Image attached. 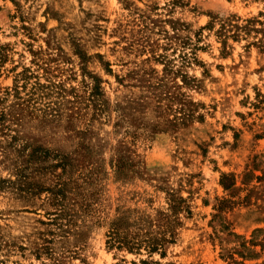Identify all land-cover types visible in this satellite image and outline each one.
<instances>
[{
    "label": "rangeland",
    "instance_id": "1",
    "mask_svg": "<svg viewBox=\"0 0 264 264\" xmlns=\"http://www.w3.org/2000/svg\"><path fill=\"white\" fill-rule=\"evenodd\" d=\"M1 109L0 264H264V0H0Z\"/></svg>",
    "mask_w": 264,
    "mask_h": 264
},
{
    "label": "trees",
    "instance_id": "2",
    "mask_svg": "<svg viewBox=\"0 0 264 264\" xmlns=\"http://www.w3.org/2000/svg\"><path fill=\"white\" fill-rule=\"evenodd\" d=\"M226 25H229V26H232V27H235L236 29H239L240 27H238V25H234L232 24V20H231V17L230 18H226V19H222L220 20V27H221V30L222 29H225V26ZM247 26H244V27H241L240 29L242 30H246ZM33 74L30 73V70L29 69H23L21 72L17 73L16 74V78H15V84H14V87L12 89H9L6 91V94H5V97L9 96L10 94L11 95H14L15 98H17L19 100L20 97L19 94H20V91L21 90H26L27 89V85H30V95L29 97H32L35 95V91L40 87V83L38 81H35V82H31V78H33ZM21 84V85H19ZM21 89V90H20ZM28 92V93H29ZM5 97H3V101L5 100ZM18 106L22 107L24 106V102H18L16 103ZM10 109L8 108V111ZM19 110H22V109H19ZM6 115H8L7 113H5V109L3 111V109L0 110V127L1 128H7V130H9V127H7L6 125V122H13L14 119H12V121L10 119H7L6 118ZM11 115V114H10ZM9 126V125H8Z\"/></svg>",
    "mask_w": 264,
    "mask_h": 264
}]
</instances>
